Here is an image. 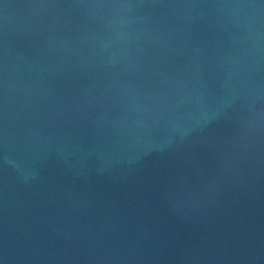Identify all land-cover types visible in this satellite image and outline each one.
Segmentation results:
<instances>
[{"label":"water","instance_id":"1","mask_svg":"<svg viewBox=\"0 0 264 264\" xmlns=\"http://www.w3.org/2000/svg\"><path fill=\"white\" fill-rule=\"evenodd\" d=\"M0 264H264V0H0Z\"/></svg>","mask_w":264,"mask_h":264}]
</instances>
